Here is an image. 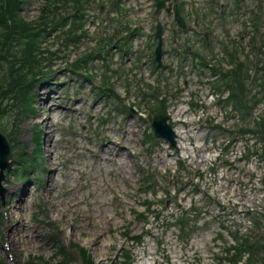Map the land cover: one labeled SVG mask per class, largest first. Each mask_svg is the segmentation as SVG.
<instances>
[{
  "label": "rangeland",
  "instance_id": "obj_1",
  "mask_svg": "<svg viewBox=\"0 0 264 264\" xmlns=\"http://www.w3.org/2000/svg\"><path fill=\"white\" fill-rule=\"evenodd\" d=\"M48 1L24 0L19 14L26 23H36ZM191 2L203 13L202 30L207 31L208 19L215 18L218 35L206 39L211 50L206 52L201 44L189 49L187 60L181 62L180 54L192 41L185 35L172 52L167 44L171 37L165 35L171 33L172 22L179 27L173 14L160 11L165 55L159 70L169 79L164 84L159 79L150 83L149 73L155 68L141 56L142 48L150 52L149 33L156 24L150 21L135 31L127 52L120 48L121 37L137 27L134 18L140 12L148 14L151 0H103L88 6L90 22L86 29L80 20L83 27L75 37H68L64 29L50 32L43 48L53 55H45L51 58L44 62L46 75L32 90L33 112L16 118V109L13 116L0 118V132L12 149L11 164L0 177V264H64L65 258L67 264H221L228 250L240 243L235 250L256 249L243 250L238 264H264V176L254 174H264L263 143L241 132L228 148L227 159L243 171L226 167L227 161L223 172L207 171V153L228 135L204 128L196 140L192 133V122L202 111L196 108L198 102L211 91L210 76L196 66L197 53L206 57L224 49L238 50L242 59L249 55L248 106L255 97L259 102L247 116L245 111V116L234 112L228 125L244 122L245 130L264 114V45L260 42L250 51L253 37L261 41L264 35L259 31L249 37V27L264 11V0H184L181 16L186 25L196 21ZM58 6V14H49L50 19L74 15L72 4ZM104 38L110 39L106 45ZM77 55L98 58L81 65L87 75L69 65ZM103 84L115 93L99 97ZM154 88L159 101L152 97L143 102V94L153 95ZM48 97L50 104L45 103ZM163 100L174 129L182 133L175 148L146 139L153 132L152 109ZM52 106L58 109L55 121ZM193 115L196 118L189 121ZM202 140L206 160L196 153ZM117 155L132 174L118 166ZM82 248L93 262H86Z\"/></svg>",
  "mask_w": 264,
  "mask_h": 264
},
{
  "label": "trees",
  "instance_id": "obj_2",
  "mask_svg": "<svg viewBox=\"0 0 264 264\" xmlns=\"http://www.w3.org/2000/svg\"><path fill=\"white\" fill-rule=\"evenodd\" d=\"M24 0H0V118L13 116L18 110L16 118L25 114L23 112H33L32 90L40 83L46 75L44 72L45 60H50L49 48H43V44L50 32L67 30L68 37H75L78 30L85 24L86 5L91 2L88 0H49L45 10H42L40 21L26 23L21 15V5ZM72 4L71 9L74 15H59L51 19L49 14H58L61 9L58 5L68 6ZM72 20V24L69 21ZM80 20L83 24H79ZM257 25L256 27H258ZM67 27V29H65ZM62 31V30H61ZM129 34L128 36H132ZM128 36L123 37L120 48H127ZM93 55L79 56L74 64L80 68L83 63L95 61ZM245 64L234 66L227 80L231 90L230 99L236 103V107L242 111L246 109L248 103V91L246 87L247 70ZM104 90L102 94H104ZM164 112V110H159ZM260 128L259 136L264 141V119L258 124ZM251 251L256 247L248 246ZM243 248V250H248ZM242 249L235 250L230 258H225L222 264H238ZM63 252V250H62ZM81 254L86 262L92 260L87 249L82 248ZM68 258H65L64 264H67ZM93 262V260H92ZM31 264V263H28Z\"/></svg>",
  "mask_w": 264,
  "mask_h": 264
},
{
  "label": "water",
  "instance_id": "obj_3",
  "mask_svg": "<svg viewBox=\"0 0 264 264\" xmlns=\"http://www.w3.org/2000/svg\"><path fill=\"white\" fill-rule=\"evenodd\" d=\"M165 5V1H158L157 3V11L162 9ZM176 19L178 20L180 25H184V21L182 20L178 8L176 7ZM156 36L160 39L159 45L156 50V61L161 66V58H162V28L161 24H158ZM168 117L165 115L157 116L152 124V127L155 131V135L158 138L165 139L169 141L173 146L176 145V135L172 130L171 125L167 124ZM12 161V151L9 145V142L4 134L0 132V177L4 174L5 168H9ZM1 181V179H0Z\"/></svg>",
  "mask_w": 264,
  "mask_h": 264
},
{
  "label": "bare ground",
  "instance_id": "obj_4",
  "mask_svg": "<svg viewBox=\"0 0 264 264\" xmlns=\"http://www.w3.org/2000/svg\"><path fill=\"white\" fill-rule=\"evenodd\" d=\"M51 101H52V98L51 97H48V98H45V103L46 104H50L51 103ZM60 107H61V105H60ZM62 108V107H61ZM51 112H53V113H55L54 115H53V121H55L56 120V118H57V116H58V114H57V112H58V109H57V106H52L51 107ZM75 112H78V109H75ZM51 124H49V129L51 128ZM131 127H133L132 125H131ZM51 131V130H50ZM52 132V131H51ZM127 134V133H126ZM177 134H178V136H179V138H178V140H177V142L180 140V136H182L181 134H180V132L178 133L177 132ZM127 138V137H126ZM125 142L126 143H128V142H130V140L129 139H126L125 140ZM107 146V145H106ZM107 148H108V146H107ZM126 147H123V148H121V150H120V152H119V154L118 155H120V154H122V153H124V149H125ZM96 153V151H94V154ZM199 153H200V151H199ZM118 155L116 156V160H117V164H118V166H121V167H124V168H127V169H129L128 170V173L129 172H131V170H132V168L128 165V164H126V166H122V165H124L125 164V162L124 161H119V158H118ZM111 156V155H110ZM76 156H74V158H75ZM113 160V159H112ZM114 162V161H113ZM77 163H78V161H77ZM93 163H92V161L90 162V165L93 167V165H92ZM87 166V165H86ZM74 168H76V174L78 173V171H77V167H76V165L74 164ZM79 169H81L80 167H79ZM82 170V169H81ZM107 170L108 171H111L110 170V167H108L107 166ZM82 174H80V179H82V177L85 175L84 174V171H82L81 172ZM133 172H131V174H132ZM131 174H129V175H131ZM122 177H124L123 175H122ZM77 178H78V175H77ZM69 180H71V178H69ZM77 180V179H76ZM80 180H79V178H78V180L76 181V183H78Z\"/></svg>",
  "mask_w": 264,
  "mask_h": 264
}]
</instances>
